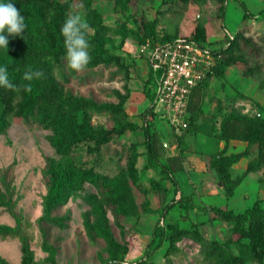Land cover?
Here are the masks:
<instances>
[{"label": "rangeland", "instance_id": "obj_1", "mask_svg": "<svg viewBox=\"0 0 264 264\" xmlns=\"http://www.w3.org/2000/svg\"><path fill=\"white\" fill-rule=\"evenodd\" d=\"M58 1L67 4L69 14L81 15L91 38L97 35V25L113 27V32L100 33L105 47L128 63L136 58L134 49L141 37L138 35L146 33L139 28L142 15L149 21L157 19L155 34H162L170 21L167 17L174 16L175 21L179 20V35H192L196 24L202 22L210 41H224L229 33L234 35L244 29L262 48L261 60H264V0H227L224 11L214 0L185 6H180L179 0ZM242 3L251 12L247 19H244ZM28 16L37 37L46 22L39 18L35 8L30 9ZM136 61L146 76L147 65ZM244 68L240 63L229 68L223 77L214 73L204 87L202 115L199 114L198 120L192 116L188 121L184 140L191 149L189 152L203 160L200 154L203 150L198 148L197 137L190 130L193 122L211 124L215 120L219 125L222 116L234 108L264 116L262 75L245 76ZM115 69L104 64L93 69L83 68L67 83L68 93L99 106H116L124 98V108L129 113L122 120L106 113L91 115L87 130L70 151L57 150L53 140L67 139V136L48 123L29 125L21 118H13L10 126L0 132V258L5 262L22 264V247L27 242L34 264H206L201 246L195 241L182 238L170 248L169 241L159 239L158 227L164 226L161 219L165 217L166 206L174 201L173 191L167 194V188L173 184L161 162L149 158L144 143L143 112L150 101L143 77L135 70L125 84L124 75H115ZM78 114L83 122V114ZM152 127L160 133L162 142L164 137L176 144L177 131L159 116L155 117ZM211 138L215 142L212 151H218L221 141ZM68 168L131 180L134 197L129 216L121 218L123 227L104 203L98 187L90 182L81 189L69 190L65 201L51 205L52 174ZM207 171L213 178L202 183L210 185L213 193L220 192L215 172L209 167ZM201 191L205 192L204 188ZM203 196V203L196 202L197 207L204 209L203 213L195 212L196 216L194 211L189 214L175 206L165 217L162 228L168 231L167 223L192 228L198 222L196 226L207 239L225 243L233 224L216 220L208 205L244 212L257 199H264V172L247 175L231 197L225 192L212 200ZM56 218L62 224L54 222ZM231 249L235 247L231 245ZM247 264L262 262L250 260Z\"/></svg>", "mask_w": 264, "mask_h": 264}, {"label": "trees", "instance_id": "obj_2", "mask_svg": "<svg viewBox=\"0 0 264 264\" xmlns=\"http://www.w3.org/2000/svg\"><path fill=\"white\" fill-rule=\"evenodd\" d=\"M201 1L204 0H179L180 6ZM214 1L219 3L221 11L226 9L227 0ZM13 2L25 18L30 9L35 8L39 18L46 23L42 26V31L37 34L39 36L36 37L31 24L32 20L28 16L26 18L28 28L24 35L9 38V52L0 49V65L8 68L10 80L18 86L17 89L0 87V107L3 108L0 111V132L10 126L13 118H21L29 125L48 123L55 129L59 128L67 136V139L53 140L57 150L65 153L70 151L75 141L79 140L82 133L87 130L91 115L106 113L117 120L128 117L129 113L124 108V98L116 106L105 107L68 93L67 83L71 77L77 75L78 71L68 66L64 37L61 33V26L69 15L67 4L58 0H13ZM242 6L244 19H247L251 16V12L245 3H242ZM167 18L170 21L162 30V34L157 33V35L155 34L157 19L149 21L142 15L139 28L146 33L139 34L138 37H141L137 42L142 44L149 40L156 44L180 36L179 20L175 21V16ZM114 30L113 27L101 23L96 26L97 35L95 38L89 37L86 32V38L90 44L91 60L85 68L93 69L101 64L116 68L114 74H123L125 84L132 79L134 71L137 70L138 75L143 77L145 85H147L148 100L152 102L154 73L145 77L136 58L128 63L121 55L110 53L106 49L105 40L101 34ZM191 36L212 48L217 55V62L213 72L194 88L189 105V119L193 116L195 120H198L199 114L202 115L204 87L208 85V80L214 73L223 77L229 68L243 63L245 65L244 75H262L260 86L264 88V60H261L263 50L251 36L246 35L244 29L234 34L233 39L228 36L224 41H210L205 24L198 22ZM29 68L42 71L44 76L32 81L24 80V73ZM27 84H31L30 90L25 89L24 85ZM150 111H153L151 105L147 106L143 112L144 143L148 156L151 160L161 162L166 176L174 187L173 189L167 188V194L173 191L175 197L172 199L174 201L167 204L165 217L175 206L188 212L197 208V205L191 196L176 198L180 183L175 177V172L184 169L183 154L191 150L184 140L187 130L181 129L182 134L176 133L181 153L177 156L167 155L164 140L162 142L160 133L153 130L154 121L145 119ZM78 113L83 114V122H80ZM190 130L195 135L202 133L210 138L214 136L221 142H225L223 149L201 152L200 154L205 158L207 168L209 167L215 172L218 183L222 182L224 185L223 190L228 197L234 195L235 190L247 175L252 172H264V116L253 115L234 108L222 116L219 125L215 120L211 124L205 121H195ZM233 140L245 142L246 145L241 151L227 153L230 142ZM243 158L248 160L247 166L243 171H238L234 166ZM52 176L54 195L51 198V205L55 206V204L65 201L69 190L81 189L86 182H90L100 190L104 203L114 212L116 222L120 226H124L121 218L129 216L135 191L128 177L110 178L107 175L92 170L86 171L82 168H68L59 174L53 173ZM263 202L264 199H257L244 212L238 213L222 206L208 205V209L216 220L233 224L229 231L230 238L225 243L207 239L196 226L198 222H195L192 228L180 226L178 223H167L168 231H165L162 228L165 226L164 216L161 219L164 226L158 227L159 233L157 234L160 240L170 242V248L182 238H188L200 244L206 264H247L250 260L260 261L264 264ZM53 221L62 224L57 218ZM231 245L235 247L234 250L231 249ZM125 250L129 251L128 248ZM22 253V264H34V256L27 242L23 244ZM0 264L9 263L0 258Z\"/></svg>", "mask_w": 264, "mask_h": 264}, {"label": "built area", "instance_id": "obj_3", "mask_svg": "<svg viewBox=\"0 0 264 264\" xmlns=\"http://www.w3.org/2000/svg\"><path fill=\"white\" fill-rule=\"evenodd\" d=\"M229 35L234 38L232 33ZM134 51L137 60L147 65L145 77L154 73V97L150 102L153 111L145 119L154 121L159 116L175 130L186 129L194 88L213 72L217 55L191 35H180L156 44L147 40L138 44ZM164 146L167 149L171 143L164 141Z\"/></svg>", "mask_w": 264, "mask_h": 264}, {"label": "clouds", "instance_id": "obj_4", "mask_svg": "<svg viewBox=\"0 0 264 264\" xmlns=\"http://www.w3.org/2000/svg\"><path fill=\"white\" fill-rule=\"evenodd\" d=\"M28 25L26 18L17 9L13 0H0V49L9 52V38L23 36ZM88 25L79 14L67 15L61 33L64 37L66 48V59L68 66L76 71L85 68L91 60L89 53L90 44L86 38ZM44 73L40 70L29 68L24 73V80L32 81L40 79ZM0 87L7 89H17L18 86L9 78L8 68L0 65ZM26 90L31 89V84L24 85Z\"/></svg>", "mask_w": 264, "mask_h": 264}, {"label": "crops", "instance_id": "obj_5", "mask_svg": "<svg viewBox=\"0 0 264 264\" xmlns=\"http://www.w3.org/2000/svg\"><path fill=\"white\" fill-rule=\"evenodd\" d=\"M176 131L179 134H182L183 132L181 129H176ZM196 137L198 141V148L200 150H203L202 152H209L213 150V146H215V142H213L210 137L202 133H198ZM163 140L167 141V139L164 137ZM245 145H246L245 142L233 140L230 142L227 153L241 151L242 149H244ZM224 146H225V142L222 141L219 144L220 148L218 150L223 149ZM242 146L243 148H240ZM166 150H167V155L169 156H177L181 153V148L177 142L176 144L172 143L171 147L167 148ZM247 162L248 160L246 158H243L240 162L235 164L234 167L236 170L241 171V168L242 169L246 168ZM183 165H184L183 170L175 172V177L178 179L180 183V189L176 194V198H180L181 196L183 197L191 196L194 198L195 203L197 202L199 204V203H203L204 194L205 196H208V199L212 200L216 196H219L221 192H224L223 190L224 188L220 186L219 190L221 191L217 193H213L214 191L211 190L212 187L210 185L205 186L204 183H202L204 180L211 181L213 177L211 178V175L208 173L206 163L201 158V156L186 151L183 154ZM170 188L173 189L174 187H170ZM203 188L205 192L202 193L201 190ZM192 211H194V214L196 216L197 213L195 212L198 213L204 212V210H202L199 207L189 210L188 211L189 214H192Z\"/></svg>", "mask_w": 264, "mask_h": 264}, {"label": "water", "instance_id": "obj_6", "mask_svg": "<svg viewBox=\"0 0 264 264\" xmlns=\"http://www.w3.org/2000/svg\"><path fill=\"white\" fill-rule=\"evenodd\" d=\"M180 133H181V131H180ZM219 185H220L222 188H224V185L222 184V182H220Z\"/></svg>", "mask_w": 264, "mask_h": 264}]
</instances>
